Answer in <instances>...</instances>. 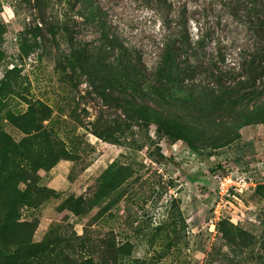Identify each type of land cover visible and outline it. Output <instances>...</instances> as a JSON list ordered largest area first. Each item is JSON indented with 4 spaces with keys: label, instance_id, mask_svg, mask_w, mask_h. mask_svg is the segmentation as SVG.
I'll return each mask as SVG.
<instances>
[{
    "label": "rangeland",
    "instance_id": "obj_1",
    "mask_svg": "<svg viewBox=\"0 0 264 264\" xmlns=\"http://www.w3.org/2000/svg\"><path fill=\"white\" fill-rule=\"evenodd\" d=\"M204 2L0 0V264H264L263 109L138 89Z\"/></svg>",
    "mask_w": 264,
    "mask_h": 264
},
{
    "label": "trees",
    "instance_id": "obj_2",
    "mask_svg": "<svg viewBox=\"0 0 264 264\" xmlns=\"http://www.w3.org/2000/svg\"><path fill=\"white\" fill-rule=\"evenodd\" d=\"M196 12L201 17L195 13L190 20L185 17L176 23L177 30L164 36L156 80L139 75L138 89L150 87L161 98L199 100L198 96L210 95L233 106L242 105L238 112H251L252 108L264 111V0H205ZM189 22L195 24L197 32ZM230 31L243 36L238 46L240 53L231 67L232 71H237L232 72V79L224 68L226 54L221 52L227 46L224 41ZM100 39L122 52L127 50L105 28L100 30ZM210 41L218 46L210 50ZM197 68H205L201 81L206 85L186 82L194 78ZM154 80L160 83L154 84ZM138 105L143 110H154L144 103ZM257 113L259 115L260 111Z\"/></svg>",
    "mask_w": 264,
    "mask_h": 264
},
{
    "label": "built area",
    "instance_id": "obj_3",
    "mask_svg": "<svg viewBox=\"0 0 264 264\" xmlns=\"http://www.w3.org/2000/svg\"><path fill=\"white\" fill-rule=\"evenodd\" d=\"M216 178L219 179L220 188L222 191L226 192L229 190L230 187H233L235 189H238L241 187V185H245V183L241 184V181L243 180H233V178L229 175H220L215 174Z\"/></svg>",
    "mask_w": 264,
    "mask_h": 264
}]
</instances>
